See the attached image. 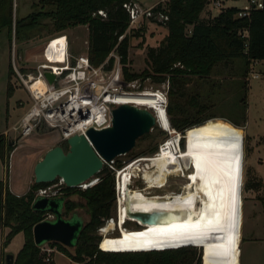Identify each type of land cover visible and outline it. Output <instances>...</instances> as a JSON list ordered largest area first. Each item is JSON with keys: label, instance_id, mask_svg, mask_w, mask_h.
<instances>
[{"label": "rangeland", "instance_id": "rangeland-1", "mask_svg": "<svg viewBox=\"0 0 264 264\" xmlns=\"http://www.w3.org/2000/svg\"><path fill=\"white\" fill-rule=\"evenodd\" d=\"M39 0H15V15L18 18H24L32 13L33 4ZM135 3L142 8H149L156 4L163 3L166 0H134ZM167 2V1H166ZM226 8L245 9L247 4L244 0L238 2H227ZM219 11L213 10L212 15L201 14V19L205 20L209 17H217ZM140 37L130 38L129 63L127 65L129 73L141 75L146 69L147 53L150 48H157L168 34V30L164 25L159 23L145 22L141 28ZM132 29V30H134ZM59 35L68 37L70 43V52L73 57L80 55H88L89 53V32L87 26L81 25L74 29H69L60 33L45 31L43 35L30 42L23 44L17 43L15 39V31L12 32V45L6 31L0 33V142L3 144L4 153H0V181L4 182L13 194L29 195L32 193L34 200L38 190L33 191L36 183L34 169L44 152L50 147L62 146L66 151L68 145L61 143L59 135L56 131L43 128L39 133H35L25 140L16 138L15 133L9 132L12 127L23 117L31 106L29 94L22 86L19 79L15 76V68L13 64V52L15 44V66L22 73L29 72L41 60L39 54L49 40ZM10 66L14 75L11 80ZM219 65L211 77L210 82L202 81L198 78L188 80L185 88L175 87L179 93H184L183 99H175V102L185 107L189 111L188 118L193 119L199 116H214L211 121L215 132L234 134L240 131L244 138V174L242 185L243 200V226L240 240V264H264V187L257 190L253 187L255 181L264 184V64L256 69L259 74L258 79L248 75L246 82L237 80V71L243 69V63L237 62L229 67ZM138 82L137 92L157 91L169 92V82L156 83L151 78L143 80L136 79ZM220 83V88H216L215 94L208 101L207 95L210 91V84ZM11 84L12 90L9 91ZM246 85V87H245ZM192 98H196L198 106L209 107L204 112H198L191 106ZM170 96L168 95V104H170ZM175 108V107H174ZM174 114L177 115L176 108ZM170 119L171 117L168 116ZM217 120V121H216ZM232 121L239 122L242 127L235 126ZM210 122V121H209ZM226 123V124H225ZM233 126V127H231ZM240 129V130H239ZM172 132V131H171ZM188 133V131H187ZM187 133L181 140L180 153L185 154L188 147ZM245 133V135H244ZM8 134V135H7ZM149 137L141 138L137 141L136 147L126 156L118 157L114 163H109L107 167L114 172L116 204L113 208V220L115 224L109 225L108 220L99 228L94 236L98 241V249L105 238H117L121 236L122 230H139V225L135 222L128 221L120 227V200H117V172L132 165L134 161L143 168L145 165L150 167L148 160L158 156L160 146L165 141H171L173 135L167 130L157 125ZM132 163V164H131ZM118 165H121L118 168ZM128 166V167H129ZM127 167V168H128ZM125 170H128V169ZM191 172V169L186 173ZM133 179V191L140 192L146 197H167L184 192V187L188 180L182 177H169L167 186L162 189H148V184L142 179L141 174ZM96 179V184L99 178ZM59 181L51 186H59ZM94 184V185H96ZM93 185V186H94ZM89 187L88 189L92 188ZM247 186V188H246ZM67 188H63L57 196L67 198V203L73 205V209L68 211L65 206V219H71L77 214L85 223V228L90 221V211L87 206L86 199L82 196V192L88 189L76 188L68 195ZM51 196L50 198H55ZM120 198V197H119ZM254 202L259 205L256 206ZM52 220L49 214L43 216V220ZM105 228V229H104ZM10 229L4 228L0 230V264H6L8 255L14 256L16 259L26 244V236L23 232L13 235L10 240ZM197 249V255L201 254L202 264H205V250L195 246H188ZM184 248V247H181ZM66 249V250H64ZM176 249L154 250L150 252L174 251ZM47 264H77L73 261L72 256L75 250L67 249L56 243H51L41 248ZM114 253V252H105ZM118 253V252H117ZM128 253L132 252H119ZM146 253V252H133ZM132 253V254H133ZM47 259L50 261L48 262ZM121 264H128L121 262Z\"/></svg>", "mask_w": 264, "mask_h": 264}, {"label": "trees", "instance_id": "trees-1", "mask_svg": "<svg viewBox=\"0 0 264 264\" xmlns=\"http://www.w3.org/2000/svg\"><path fill=\"white\" fill-rule=\"evenodd\" d=\"M14 1L0 0V33L7 32L10 46L13 30L17 43L23 44L41 37L45 31L60 33L81 25L87 26L88 56L92 65L95 67L102 65L117 48L127 82L138 78L143 80L151 78L156 83L169 82L168 95L171 100L167 112L171 117L169 119L171 128L183 135L186 131L206 125L209 121L213 122L211 120L216 117L201 115L193 119L188 118L189 111L175 102L176 98L183 99L184 93L183 91L179 93L175 87L184 89L191 78L210 82L219 65L226 68L237 62L243 63V69H239L236 73L237 80L245 83L248 79L250 62L254 60L264 62V10L254 12L249 19H240L236 17L237 9L232 8L215 18L202 20L205 0H168L159 3L155 12H161L168 17V21L159 23L167 28L168 34L159 47L149 49L146 59L147 69L141 75H137L129 73L127 67L130 38L140 37L142 31V29H134L128 32L130 14L124 5L133 3V0H39L33 4L32 13L25 18L14 17ZM99 12H103L105 16L100 15ZM243 30L249 33L247 54L244 48L245 41L240 35ZM122 37L123 39L120 40ZM112 66L111 60L108 68ZM14 73L10 66V80ZM217 87L220 88V83L218 86L216 83L210 84L208 101L215 94ZM11 90L10 84L9 91ZM191 106L197 108L198 112H204L209 108L206 105L198 106L196 98H192ZM174 107L177 115L174 114ZM232 123L237 127H243L239 122L232 121ZM147 137L149 135L143 138ZM0 153L5 155L1 142ZM120 167L121 165H118V168ZM97 177L98 183L82 192L90 211V221L86 228L84 226L77 245L71 249L76 252L72 256L75 263L202 264L201 254L197 255V249L191 247L142 254L100 251L94 233L106 221L113 218L116 192L114 172L107 165ZM50 186V184H36L33 191ZM253 187L257 190L264 187V184L255 181ZM66 191L71 195L73 189L67 188ZM33 202L32 193L16 196L4 182L0 181V230L10 229L8 240L20 232L26 236V244L14 264H47L41 248L35 245L33 237V229L44 221L45 213L34 211ZM66 209L71 211L73 205L67 203Z\"/></svg>", "mask_w": 264, "mask_h": 264}, {"label": "bare ground", "instance_id": "bare-ground-1", "mask_svg": "<svg viewBox=\"0 0 264 264\" xmlns=\"http://www.w3.org/2000/svg\"><path fill=\"white\" fill-rule=\"evenodd\" d=\"M116 101L156 111L160 127L171 129L160 91L124 94L116 97ZM187 140L185 154L176 152V141H169L158 156L147 161L150 167L141 168L137 162L130 165L119 174L117 190L118 203L120 200L122 205L120 227L128 222L125 209L128 197L136 209H184L189 211L188 219L171 226L122 230L120 237L104 239L103 251L133 253L195 246L204 248L205 264H240L244 138L240 131L215 132L209 122L189 130ZM189 169L191 172L186 173ZM137 174L142 175L148 189L166 187L169 177H182L188 183L181 194L146 197L132 189ZM92 182L82 188L93 186L96 179ZM108 224H115V220Z\"/></svg>", "mask_w": 264, "mask_h": 264}, {"label": "built area", "instance_id": "built-area-1", "mask_svg": "<svg viewBox=\"0 0 264 264\" xmlns=\"http://www.w3.org/2000/svg\"><path fill=\"white\" fill-rule=\"evenodd\" d=\"M205 1L206 4L203 13L212 15L213 10L222 13L228 9H232L226 8L227 2H238L241 0ZM244 1L247 4V8L237 9V18L249 19L254 12L264 10V0ZM157 5L149 8H142L135 2L124 5L130 14L128 32L134 28H141L147 21L151 23L168 21V17L165 14L155 12ZM99 14L105 16L103 12H99ZM240 35L245 41L244 48L247 54L249 33L247 30H243L240 32ZM122 39L123 37L120 40ZM87 44L89 43L87 42ZM13 50L15 73L31 99L30 108L12 129L9 130V132L15 133L16 138L20 140H25L33 134L39 133L45 127L56 131L61 143H66L76 135H86L90 129H106L112 125V110L124 104L117 102L116 97L124 94H145L148 92L136 91L138 88L137 80L130 82L125 80L123 65L117 48L112 51L102 65L95 67L92 65L88 55L73 57L70 52L68 37L59 35L47 42L39 54L41 60L33 69H29L27 73H22L16 68L15 44ZM111 60L113 61V66L108 68ZM261 65V61H251L248 75L254 79H258L259 74L256 72V69ZM46 73H51L55 76L52 84L46 78ZM159 91L164 97L165 102L163 105L168 115V92L161 90H157L156 92ZM152 112L158 120L156 111ZM158 125L160 126L159 120ZM168 132L173 135L172 139L169 140L176 141L175 150L177 153H180V143L183 134L174 131L172 128ZM168 142L167 140L160 146L159 152L166 147ZM111 163L113 164L114 161ZM126 168L117 172L118 176ZM59 183V185H64L62 180ZM55 187L57 186L39 189L36 197L57 196L58 192L53 191ZM89 187H85L84 189H88ZM110 221H113V219ZM47 261L49 262L50 260L47 259Z\"/></svg>", "mask_w": 264, "mask_h": 264}, {"label": "water", "instance_id": "water-1", "mask_svg": "<svg viewBox=\"0 0 264 264\" xmlns=\"http://www.w3.org/2000/svg\"><path fill=\"white\" fill-rule=\"evenodd\" d=\"M46 78L52 84L55 76L46 73ZM158 125L156 115L146 107L133 104H123L112 110V125L106 129H90L86 135H76L66 144L49 150L34 169L36 184L54 185L62 180L64 185L54 188L60 192L63 188L76 189L83 184L93 183L108 163L116 158L126 156L142 137L150 134ZM66 199L36 197L33 210L49 214L52 220H44L33 229L35 245L39 248L57 243L67 249L74 248L85 226L77 215L65 219L64 209ZM128 220L135 222L140 228L162 227L182 223L189 217V211L184 209H136L133 200L128 197L125 201ZM15 258L8 255L6 264H14Z\"/></svg>", "mask_w": 264, "mask_h": 264}, {"label": "crops", "instance_id": "crops-1", "mask_svg": "<svg viewBox=\"0 0 264 264\" xmlns=\"http://www.w3.org/2000/svg\"><path fill=\"white\" fill-rule=\"evenodd\" d=\"M133 2H135L134 0H133ZM157 5V4H156ZM27 17V16H26ZM25 18V17H24ZM262 64H264V62H262ZM15 76L17 77V75H16V73H15ZM26 90V89H25ZM243 128V127H242ZM244 129V128H243ZM244 135H245V133H244ZM53 147H50V148H48L45 152H44V155H43V157L45 156V154L49 151V150H51ZM42 157V158H43ZM42 158H40V160H42ZM39 160V161H40ZM14 195H16V196H23V195H18V194H14ZM254 204L256 205V206H258L259 204L257 203V202H254ZM260 206V205H259Z\"/></svg>", "mask_w": 264, "mask_h": 264}, {"label": "flooded vegetation", "instance_id": "flooded-vegetation-1", "mask_svg": "<svg viewBox=\"0 0 264 264\" xmlns=\"http://www.w3.org/2000/svg\"><path fill=\"white\" fill-rule=\"evenodd\" d=\"M59 194L61 193V191L60 192H58ZM58 194V195H59ZM61 197H63V198H65L66 199V202H67V198L66 197H64V196H56L55 198H61ZM64 213H65V209H64Z\"/></svg>", "mask_w": 264, "mask_h": 264}]
</instances>
